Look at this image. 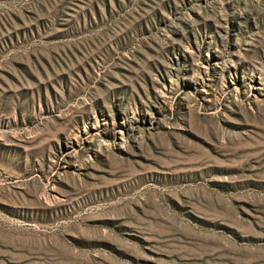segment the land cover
<instances>
[{"label": "rangeland", "instance_id": "rangeland-1", "mask_svg": "<svg viewBox=\"0 0 264 264\" xmlns=\"http://www.w3.org/2000/svg\"><path fill=\"white\" fill-rule=\"evenodd\" d=\"M0 264H264V0H0Z\"/></svg>", "mask_w": 264, "mask_h": 264}]
</instances>
